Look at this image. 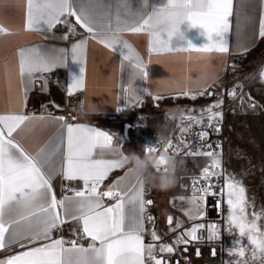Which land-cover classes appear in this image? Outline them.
Returning a JSON list of instances; mask_svg holds the SVG:
<instances>
[{
    "label": "crops",
    "instance_id": "crops-1",
    "mask_svg": "<svg viewBox=\"0 0 264 264\" xmlns=\"http://www.w3.org/2000/svg\"><path fill=\"white\" fill-rule=\"evenodd\" d=\"M166 3L167 0H149V7L142 9L141 0H72L73 10L77 14H80L82 5L85 7L97 32V38L94 39L92 34L78 23L77 32L80 37L70 40L66 33L54 32L55 26L48 30L43 20L37 25L41 31L27 30L26 0H0V27L8 30L0 34V114L44 117L43 120L30 122L26 131L18 130L14 133L16 140L30 154H35L46 145L60 143L62 155L66 148V127H61V124L94 127L112 138L117 137L118 141L113 144L118 152L110 149L94 151V159L117 160L121 164V167L109 172L99 185L98 191H106L113 184L124 191L139 189L141 186L144 192L150 189L160 197L162 231L174 236L176 228L196 220H191L185 215L180 203L181 196L185 194L184 178L196 172L193 166L187 163L185 157L176 156L178 161L183 162L182 166L177 167L176 185L167 191H159L147 185L135 170L130 171L133 169L132 166L122 163L121 157L130 153L143 156L147 148L154 147L153 140H160L162 135L168 138L177 121L165 126L166 112L176 110L180 114L195 113L208 118L209 106L214 105L213 97L209 93L212 88L222 87L224 76L231 64L246 71L248 93L255 103L253 108L245 107L237 111L249 113L258 108L264 112V78L260 75L264 72V37L259 36V22L264 16V0H233L230 29L224 36L228 41L227 53L213 51L202 54L188 49L189 43L195 47H203L210 42L205 30L199 25L193 26L188 20L180 26L185 33V39L174 40L171 43L172 47H184V50L169 54H150L149 36L143 30L139 33L123 31L120 34L121 38L139 55L143 69L147 73L145 76L139 70L140 78L132 80L129 62L123 59L127 54L123 44L118 43L109 48L98 40L103 33L117 27V15L120 26L130 28L133 22L139 24L136 22L139 19L138 13H146ZM66 18L77 21L75 16L67 13L61 20ZM220 39L221 36L212 35V40ZM82 40H87V44L83 62L80 63L72 58L71 49L73 44ZM32 48L53 56L63 55L64 59L58 60L57 66L49 71L57 73V80H49L45 75L47 72L36 73L25 97L19 74V50ZM60 49L65 50L63 54L59 52ZM245 53H249L250 56L242 58ZM81 67L85 69L83 74L85 86L82 89L83 96L75 103L70 98L68 89L74 78L81 75ZM133 88L137 92L130 93L129 89ZM125 89H128L127 93ZM77 91L79 89L73 93ZM184 92H188L189 95H184ZM193 95L195 99L191 98ZM126 100L129 102L126 103ZM45 101L50 103L53 112L44 113L40 110ZM88 103H95L100 110L96 114L82 113L81 105L86 107ZM135 108L138 109V113L146 115V135L143 138L135 134L133 125L128 123L108 125L99 120L100 116L105 114ZM70 113L75 114L78 120L68 121L67 116ZM61 116L65 118L63 122L54 119ZM160 153L157 151V154ZM64 180L62 175L57 174L51 181L58 200L74 195L63 192ZM115 202L107 197L103 198L105 207L112 206ZM169 216L172 217L171 225L168 223ZM228 225L227 219L226 231ZM60 228L69 236L82 233V224L71 219H66ZM53 238H61L56 235V230L53 232ZM143 239L145 244H155L151 234L144 232ZM90 243L91 240L87 237V242L83 246L88 247ZM23 250L13 245L10 251L0 250V258ZM161 254L163 253L157 247V258H160Z\"/></svg>",
    "mask_w": 264,
    "mask_h": 264
},
{
    "label": "snow or ice",
    "instance_id": "snow-or-ice-1",
    "mask_svg": "<svg viewBox=\"0 0 264 264\" xmlns=\"http://www.w3.org/2000/svg\"><path fill=\"white\" fill-rule=\"evenodd\" d=\"M185 2L193 9L188 20L193 26H201L210 41L203 47H195L189 43L187 48L202 54L213 51L227 53L228 41L224 36L230 29L233 0H185ZM66 13L75 16L77 23L92 34L94 39L97 38V32L85 7L82 5L80 14H77L73 10L72 0H26L25 28L41 31L37 25L43 20L50 30L62 22L61 17ZM142 30V23L136 25L133 22L130 28L121 27L117 15V27L103 33L98 42L109 48L122 43L127 49L123 59L130 63L134 57L138 63L133 66L146 76L139 55L131 45L120 38L123 31L139 33ZM7 31L4 27H0V34ZM213 34L221 36V39L212 40ZM259 36L264 37V16L259 22ZM86 44L87 40H82L72 45L71 56L74 60L83 62ZM181 50H184V47H172L167 41L155 42L149 37L150 54H169ZM64 51V49L59 50L61 54ZM19 57V74L25 97L36 73L49 72L57 66L58 60L64 59L63 55L53 56L35 48L20 49ZM80 71L81 75L79 78H74L68 89L70 95L85 86L84 67H81ZM260 75L264 78V72ZM124 91L127 93L128 89ZM183 94L189 95L188 92ZM231 94L235 96V91L233 90ZM191 98L196 97L193 95ZM127 102L129 101L126 100ZM222 103L221 100L218 104L209 106V127L212 126L213 120L222 117L220 112L212 113L211 109L219 107ZM37 119L43 120L44 117L0 114V250L10 251L13 245L24 249L0 258V264H163L162 258H157L155 244H145L143 239L146 203L143 186L124 191L113 184L106 191H98L99 185L109 172L121 167L117 160L93 158L96 149L111 148L112 136L94 127L61 124V127H66V148L62 155L60 143L46 145L35 154H30L16 140L14 133L18 130L26 131L29 123ZM54 119L63 122L65 118L61 116ZM196 123L201 121L196 120ZM215 130L219 131V126ZM207 136V132L199 133L201 140H205ZM174 147L178 154L179 147L174 146L171 141L161 153H168L169 149ZM185 147L188 145L186 144ZM207 147L212 146L209 144ZM217 147L219 148V145ZM157 151V147H149L146 153H157ZM188 154L210 158V165L202 170V180L210 181L212 177L219 178L222 174L216 171L221 167L219 152L197 150ZM159 162L161 165L165 163L163 155L159 157ZM57 174L69 181L76 179L83 181L84 190H73V196H65L58 200L51 183ZM195 183L194 181L193 194L187 201L190 208L185 212L191 220L199 219L203 215L202 204L205 197L212 194L211 185L195 188ZM225 185L229 225L238 230L241 238L247 237L252 246V260L259 259L260 264H264V231H261L257 223L260 215L254 213L252 219L248 218L243 186L231 176L225 177ZM197 191L200 195L196 194ZM104 197L116 202L112 206L105 207ZM147 203L151 204L152 201L148 200ZM66 219L82 224V234L79 239L90 238L91 243L88 247H84L75 239L67 241L62 237L53 238L54 230H59ZM148 219L150 220L151 217ZM168 223L169 225L172 223L171 216L168 217ZM179 226L178 222L177 227ZM204 228L203 223L194 224L186 235L196 240L197 231ZM208 233L209 240L217 236V225H208ZM151 236L153 241L160 239L156 231H152ZM175 243H187V241L183 237H178ZM237 245L240 246L233 249V252L238 257L244 258L246 248L240 242ZM159 251L172 253L174 249L172 246L162 244ZM197 254L199 255V252ZM236 264H250V261L241 259Z\"/></svg>",
    "mask_w": 264,
    "mask_h": 264
},
{
    "label": "built area",
    "instance_id": "built-area-1",
    "mask_svg": "<svg viewBox=\"0 0 264 264\" xmlns=\"http://www.w3.org/2000/svg\"><path fill=\"white\" fill-rule=\"evenodd\" d=\"M61 23L55 25L53 31L56 33H66L70 40H76L80 37L77 32L78 23L71 18L62 19ZM249 53L243 54L242 58L249 57ZM46 77L49 80H57L58 76L56 72H47ZM246 71L240 69L237 65L231 64L224 76L222 87L219 89L212 88L210 96L213 97V103L218 104L219 101H223L219 107L212 108L211 112L222 113V118L226 116L230 111L240 110L245 107H255V103L250 99L248 93V84L245 81ZM235 91V96L231 93ZM83 96V90H79L71 94L70 98L76 103ZM251 105V106H250ZM40 110L44 113H51L54 111L49 102L42 103ZM138 109L125 110L115 114H105L100 116L99 120L108 125H118L128 123L133 125L134 132L139 138H143L146 135V115L138 113ZM182 119L177 120V123L167 138L165 143H159L160 140H153L152 145L157 147L158 152H162L164 147L172 142L174 146H178L180 151L176 154V149H169L170 154H174L177 157H183L190 151H217L220 153L221 167L216 171L222 173L219 178L212 177L210 181L201 179V173L204 167L209 166L211 160L209 157L200 155H190L205 158L207 161L197 171L184 178L183 191L192 196L195 188L210 187L212 194L207 195L204 200L203 215L191 223H186L183 226L174 230V236L183 237L187 243L176 244L172 253H163V264H227V240H226V225H227V189L225 185V177L227 173V145H228V131L224 120H213L212 126L209 127L208 118L203 117L195 113H181ZM67 120L75 122L78 120L75 114L70 113L67 116ZM196 120H200L201 123H196ZM219 126V131L215 128ZM186 130V131H185ZM207 132L208 136L205 140L199 138V133ZM118 138L113 137V142H117ZM188 147H185V145ZM211 145L208 148L207 145ZM219 145V148L217 147ZM73 190H84L83 181L76 182L75 180H64L65 194L74 193ZM197 195L200 193L197 191ZM145 203V219H144V232L151 234L152 231H156L160 240L155 241V244L159 242H168L169 238L173 235L166 234L162 231V216L160 208V197L150 189L144 192ZM151 200L152 203L148 204L147 201ZM148 217H151L149 220ZM203 223L204 229L197 231V239L192 240L186 235V232L190 230L194 224ZM216 224L218 228V234L213 239H208V225ZM82 233H78L73 236L67 235L62 228L56 230V235L62 237L67 241L78 240L80 244L87 242V237L79 239ZM199 252V255L197 254Z\"/></svg>",
    "mask_w": 264,
    "mask_h": 264
},
{
    "label": "rangeland",
    "instance_id": "rangeland-1",
    "mask_svg": "<svg viewBox=\"0 0 264 264\" xmlns=\"http://www.w3.org/2000/svg\"><path fill=\"white\" fill-rule=\"evenodd\" d=\"M220 119L224 120L228 131L226 160L228 176H231L240 186L245 188V207L248 218L252 219L254 213L259 214L260 220L257 223L261 231H264V112L258 108L249 113L236 110L230 111ZM183 157L186 158L189 165L193 166L196 172L207 161L205 158L196 156L185 155ZM190 197L185 193L180 198L181 208L185 212L190 208L187 202ZM203 209L204 203L202 204V212ZM226 234L227 264H236L241 259H248L250 264H260L259 259L252 260L251 258L252 246L246 236L241 238L238 230L230 225H228ZM177 238V236H172L168 242H159L155 246L157 248L162 244H167L174 248ZM238 242L246 248L244 258L238 257L233 252V249L240 246L237 245Z\"/></svg>",
    "mask_w": 264,
    "mask_h": 264
},
{
    "label": "clouds",
    "instance_id": "clouds-1",
    "mask_svg": "<svg viewBox=\"0 0 264 264\" xmlns=\"http://www.w3.org/2000/svg\"><path fill=\"white\" fill-rule=\"evenodd\" d=\"M141 7L142 9L148 8L149 0H141ZM192 12L193 9L185 0H167V3L162 7L153 8L146 13H138L139 19L136 22L143 24V31L149 37H152L155 42L167 41L171 45L174 40L182 41L185 39V33L181 30L180 26L188 20ZM136 63H138V61H136L134 57L129 63V67L132 70V80L140 78L139 69L133 66ZM134 91H136V89H129L130 93ZM80 110L82 113L96 114L100 109L95 103H88L86 107L82 104ZM180 119H182V115L178 111L172 110L166 112L165 126L172 121ZM166 141L167 137L162 135L160 137V143H165ZM110 150L118 152L113 141ZM161 155H163L165 161L163 165L159 162V157ZM121 162L130 164L136 173L145 180L147 185L159 191H167L176 185L177 167L183 164L182 161L177 160L174 154H157L154 152H147L143 156L130 153L127 156H122ZM149 169H151V171H149Z\"/></svg>",
    "mask_w": 264,
    "mask_h": 264
}]
</instances>
